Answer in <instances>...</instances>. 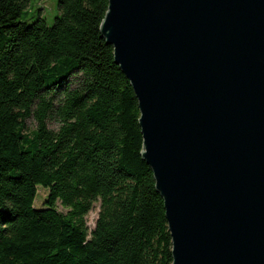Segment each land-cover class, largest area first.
Wrapping results in <instances>:
<instances>
[{
    "label": "trees",
    "instance_id": "1",
    "mask_svg": "<svg viewBox=\"0 0 264 264\" xmlns=\"http://www.w3.org/2000/svg\"><path fill=\"white\" fill-rule=\"evenodd\" d=\"M27 4L0 0V264H170L138 102L100 33L108 0H58L51 25L20 21Z\"/></svg>",
    "mask_w": 264,
    "mask_h": 264
},
{
    "label": "water",
    "instance_id": "2",
    "mask_svg": "<svg viewBox=\"0 0 264 264\" xmlns=\"http://www.w3.org/2000/svg\"><path fill=\"white\" fill-rule=\"evenodd\" d=\"M170 264H264V0H108Z\"/></svg>",
    "mask_w": 264,
    "mask_h": 264
},
{
    "label": "rangeland",
    "instance_id": "3",
    "mask_svg": "<svg viewBox=\"0 0 264 264\" xmlns=\"http://www.w3.org/2000/svg\"><path fill=\"white\" fill-rule=\"evenodd\" d=\"M58 14V0H28L27 7L23 10L19 20L29 23L40 16L45 19L47 24L51 25L54 21V17ZM26 124L29 128L33 127V120L29 119ZM47 191L48 188H44L41 185L37 186V194L33 203L35 207L38 208L42 206L47 195ZM98 205V202L94 203L91 210L84 217L85 222L90 229L94 225L97 216ZM56 207L57 210L63 213L67 211V209L61 206L60 203H57Z\"/></svg>",
    "mask_w": 264,
    "mask_h": 264
}]
</instances>
